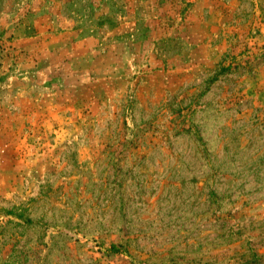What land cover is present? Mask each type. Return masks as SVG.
<instances>
[{"label":"rangeland","instance_id":"obj_1","mask_svg":"<svg viewBox=\"0 0 264 264\" xmlns=\"http://www.w3.org/2000/svg\"><path fill=\"white\" fill-rule=\"evenodd\" d=\"M0 264H264V0H0Z\"/></svg>","mask_w":264,"mask_h":264}]
</instances>
